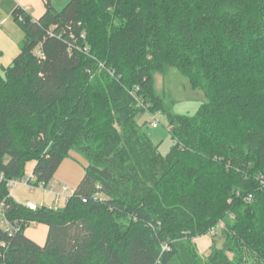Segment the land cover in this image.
Masks as SVG:
<instances>
[{"label":"trees","instance_id":"1","mask_svg":"<svg viewBox=\"0 0 264 264\" xmlns=\"http://www.w3.org/2000/svg\"><path fill=\"white\" fill-rule=\"evenodd\" d=\"M51 1L38 19L15 8L24 38L0 68V264H264V71L237 60L264 69V0ZM171 69L207 99L192 116L155 90ZM144 112L165 115L167 155ZM71 151L87 165L63 208L10 197L26 163L46 186ZM30 223L48 227L43 246ZM219 223L204 261L194 239Z\"/></svg>","mask_w":264,"mask_h":264},{"label":"crops","instance_id":"2","mask_svg":"<svg viewBox=\"0 0 264 264\" xmlns=\"http://www.w3.org/2000/svg\"><path fill=\"white\" fill-rule=\"evenodd\" d=\"M58 2L59 0H52L50 4L55 10L60 11L62 9L60 8L61 6L56 7V3ZM17 7L27 11L33 19H38L45 12L46 2L45 0H0V68L8 67L18 56L20 43L24 38L23 32L12 19V13ZM152 122L153 121L150 123ZM143 130L155 145H159L160 142L158 143L157 139L154 137L152 138L144 128ZM66 159L61 163L54 177L46 186L32 189L24 183H19L16 186L9 187L10 197L16 203L24 206H27L29 203L34 204L36 208H63L66 205L68 198L72 195L75 187L81 181V177L84 175V173L82 174L72 165H65ZM34 167L35 162L26 163L25 176L33 177ZM60 172L67 174L66 180L59 177ZM63 183L69 184V187L65 186L68 188L67 192L62 191V187H64ZM24 235L35 244L43 246L47 239L48 227L41 223H30L24 229ZM194 243L197 248H199V245L201 244L203 250H206L210 245L208 235L194 239Z\"/></svg>","mask_w":264,"mask_h":264},{"label":"rangeland","instance_id":"3","mask_svg":"<svg viewBox=\"0 0 264 264\" xmlns=\"http://www.w3.org/2000/svg\"><path fill=\"white\" fill-rule=\"evenodd\" d=\"M68 2L69 0H59V2L56 3V7L61 6L60 8H63ZM243 55V57L241 56L237 59L239 64H242V67H244L242 73L248 74L253 70H257V72L264 71L262 67L255 65L257 62L253 64L251 60H249V51H245ZM154 81L157 94H160L163 103L170 108L171 113L174 115L192 116L193 114H195L200 105L207 102V99L205 98L203 92L200 90H192L187 78L175 70L171 69L165 75L155 74ZM154 118L158 122L157 129H153L149 126L150 122L153 121ZM137 122L139 125L144 124L143 128L147 131V133H149L152 138L154 137L155 139H157L158 143L160 142L158 147L159 153L162 156L167 155L171 147L174 145V141L167 131V121L165 115L161 112H158L155 115H152L149 112H144L138 116ZM67 164L72 165L83 174L84 167L87 165V161L78 152L71 151L65 162V165ZM59 177H62L63 180H66L67 174H65L64 172H60ZM63 185L69 187V184L67 183H63ZM100 197L104 198V196L102 195ZM223 229V223H219L215 228L216 233L213 236L208 235V241L210 242L209 247H207L206 250H203V247L200 244L199 248H197L199 255L203 258L204 261L207 255L213 249L223 248ZM228 257L229 259H231V255H229Z\"/></svg>","mask_w":264,"mask_h":264},{"label":"built area","instance_id":"4","mask_svg":"<svg viewBox=\"0 0 264 264\" xmlns=\"http://www.w3.org/2000/svg\"><path fill=\"white\" fill-rule=\"evenodd\" d=\"M81 38H84V35L82 34L81 35ZM39 56H41L40 53H38ZM138 92H139V88H135V90L131 93V95L133 96L134 100L137 102V104L139 106H141L142 108H144L145 110H147L148 108V105H145L144 102L142 101V99L140 98V96L138 95ZM150 126L151 128L155 129L158 127V122L157 120L154 118L153 122L150 123ZM33 177L31 176H26L23 180L21 181H18V180H12V181H9L8 182V187H13V186H16L17 184L19 183H24L26 186H29L28 184V181L29 180H32ZM62 191L63 192H67L68 191V188L67 187H62ZM28 209L30 210H35L36 209V206L34 204H27ZM0 224L2 226V228H4L5 230L9 231V226H8V223L4 217V214H3V206L1 205L0 206ZM13 231V230H11ZM9 234H12L11 232ZM215 234V228H212L208 231V233L206 235H210V236H213ZM167 249V246H163V250H166Z\"/></svg>","mask_w":264,"mask_h":264}]
</instances>
